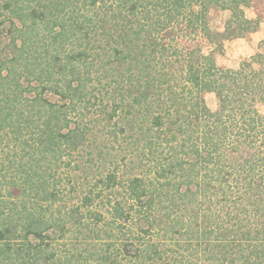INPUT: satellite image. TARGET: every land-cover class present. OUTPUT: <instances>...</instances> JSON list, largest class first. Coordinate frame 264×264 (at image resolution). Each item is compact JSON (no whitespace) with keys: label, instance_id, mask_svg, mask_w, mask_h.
Listing matches in <instances>:
<instances>
[{"label":"trees","instance_id":"1","mask_svg":"<svg viewBox=\"0 0 264 264\" xmlns=\"http://www.w3.org/2000/svg\"><path fill=\"white\" fill-rule=\"evenodd\" d=\"M263 22L264 0H0V264H264V52L217 62Z\"/></svg>","mask_w":264,"mask_h":264},{"label":"rangeland","instance_id":"2","mask_svg":"<svg viewBox=\"0 0 264 264\" xmlns=\"http://www.w3.org/2000/svg\"><path fill=\"white\" fill-rule=\"evenodd\" d=\"M247 16L252 17L253 13L251 9H245ZM229 16L227 10L216 9L211 12L209 17V25L214 31H222L224 23ZM261 33V38L257 39L256 34ZM264 22L261 24V28L249 34L248 37H230L223 41V50L217 56V62L219 64H225L229 67H237V65L245 59L256 53L264 52ZM256 65V64H255ZM55 98V97H54ZM208 105L215 106V100L212 94L206 95ZM262 110V106H259ZM6 137L0 140V158L4 157L8 152V147L5 145Z\"/></svg>","mask_w":264,"mask_h":264},{"label":"clouds","instance_id":"3","mask_svg":"<svg viewBox=\"0 0 264 264\" xmlns=\"http://www.w3.org/2000/svg\"><path fill=\"white\" fill-rule=\"evenodd\" d=\"M261 35H262L261 33H257V34H256V38H257V39L261 38Z\"/></svg>","mask_w":264,"mask_h":264}]
</instances>
